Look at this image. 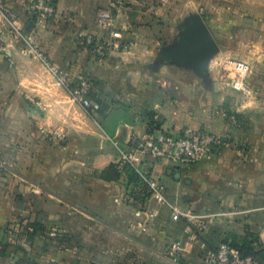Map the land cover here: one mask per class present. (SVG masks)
Instances as JSON below:
<instances>
[{"label":"crops","instance_id":"1","mask_svg":"<svg viewBox=\"0 0 264 264\" xmlns=\"http://www.w3.org/2000/svg\"><path fill=\"white\" fill-rule=\"evenodd\" d=\"M7 1L9 3L0 0V5L7 13L9 8L11 10V7H18L21 15L27 18L28 27L30 17L25 9L33 0ZM202 1L207 2L205 4L207 9L213 10L217 7L224 10L233 20H236L233 25L239 26L238 19L244 22L246 20L258 22L242 24L243 31L247 32L249 40L256 36L258 41L256 58L258 96L255 106L260 119L255 122L257 133L252 138L249 136L250 124L247 125L246 130L239 129L236 125L237 117L243 119L247 115L249 118V114L253 111L249 101L243 100L240 106L235 104L236 92L230 88L222 91L211 77L205 79L193 68L173 64L161 68L157 66L160 52L147 44L153 36L151 25H154V0H56L59 17L63 20L69 19L67 22L80 28L86 36L113 41L112 31L108 30V26L112 25L114 31L133 40L127 47L113 48L111 55L100 61L101 63H96V67H93L94 59L90 55L76 61L69 58L68 66L94 70L97 83L104 86L112 80L113 83L122 85L134 83L137 88L131 92L129 100L121 95L124 90L115 92L113 97L110 96L112 101H115L113 111L122 115L114 123L111 132L101 127L103 138L107 139L113 148L105 147L104 151L92 160L83 159L82 164L85 165L83 167L86 173L83 174L82 181L85 180V183L82 184L81 198L76 197L80 205L72 203L70 206L76 207L77 211L81 210L84 217L89 218L83 228L87 226L90 228L89 226L94 224L95 228H98L99 236L87 237L93 243L91 247L82 248V252H88L87 254L79 255L74 251L75 249L69 250L51 255V259L40 260L38 264H169L168 255L174 242L171 243L173 240H170L168 236L176 233V230L179 233L181 227L178 221L172 219L171 213L166 220L163 217L161 219L162 208H168L171 212L169 207L155 204L152 197H148L140 206L135 204L134 198L138 195V190L133 187L132 179L125 171L117 180H106L94 174L96 171L105 170L111 164H117L120 170H125L126 167L121 168L120 165L125 166L122 158L126 154L131 156L137 167L141 166L144 170L153 172L152 174L163 185L165 198L170 204L180 208L185 214H190V211L186 209L197 208V264H206L205 253L211 250L210 247L227 241L253 246L259 242L264 247V0H200V5H203ZM226 5H229V8H226ZM135 7H142L145 13L134 19ZM196 11L197 0H178L173 10L165 11L159 7L157 13L160 18L165 12L175 13L173 18L178 23L174 36L176 39L180 27L186 20L193 16H200L195 13ZM143 16H145L144 20ZM206 18H208L207 15L203 19L208 25ZM137 24H142L143 27L138 30ZM139 38H143L141 40L147 43H142ZM84 52L87 51H83V54ZM62 62L65 61L60 60V63ZM123 63L129 67L120 70ZM172 67L176 69V72L172 71L173 82L154 83L152 77L154 69H161L163 71L159 72L161 74L164 71L168 73ZM125 69L127 71L123 72ZM104 86L95 89V92L99 93L96 95L101 96L103 102L111 95ZM232 87L234 89V86ZM219 102L221 107L217 105ZM126 110L132 113L129 120L124 115ZM3 128L0 127L1 131ZM186 128H203L217 135H230L233 138L231 144L219 152L221 155H212L208 161H201L197 165L199 170L197 200L188 206L180 202L183 195L187 198L185 194L187 175L180 173L179 166L172 162L142 154L138 151L136 144L137 141L145 140L159 132L180 135ZM19 132L24 134L26 127H22ZM33 134L38 138L37 142L41 144L40 129L38 128ZM239 136L243 142L239 141ZM4 140L6 138L0 136V143H2L0 147L7 143ZM21 141L23 143L24 139ZM244 142L250 146L242 147ZM239 143H242L241 146ZM39 144L34 142L32 147L34 152H39L37 154L41 151ZM219 162L221 171H213L212 166L218 165ZM33 165L34 179L40 181L43 171L41 161L34 158ZM172 169L174 172L170 171ZM4 175L5 173L0 174V264H25L20 260V255L17 257L10 255L9 229L14 227L10 225L11 217L14 214L20 215L26 212L24 205L16 204L14 196H22L25 199L26 195L24 191L16 190L15 185L13 187L10 186L11 183L6 185L4 182L8 180L18 182L19 180L15 179L17 177L25 181L29 179L14 172L13 176ZM53 175L52 170L49 169V179H52ZM33 183L36 185L35 182ZM174 195L177 196L178 202L172 199ZM55 207L57 208L54 212L64 209L61 206L55 205ZM69 223L73 225V222ZM106 230L111 231L108 234ZM100 234H104L103 238ZM182 235H180L182 238L178 236L177 240L180 238L181 256L184 261L189 249L187 244L191 242ZM22 253L24 256V251ZM90 253L93 254L90 255Z\"/></svg>","mask_w":264,"mask_h":264},{"label":"rangeland","instance_id":"2","mask_svg":"<svg viewBox=\"0 0 264 264\" xmlns=\"http://www.w3.org/2000/svg\"><path fill=\"white\" fill-rule=\"evenodd\" d=\"M2 1L9 3L7 0ZM199 1L197 0V11L195 13L202 18L206 17V15L208 16L206 19L209 29L219 44V51L210 62L209 77L213 79V82L222 91L230 88V90L236 92L234 96L235 104L240 106L243 100L250 102V107L253 111L249 114V118L247 115L243 119L237 117L236 125H238L239 129L246 130L247 125L250 124L249 136L252 138L257 133V124L255 122L260 119L257 115L258 109L255 106L258 96L256 91L258 86L256 63L258 41L256 36L249 40L247 32L243 31L242 24H257L258 22L255 20H246L244 22L238 19L239 26L233 25L236 20H233L224 10H221V8L217 9V7L213 10L207 9L205 5L207 2L202 1L203 5H200ZM175 3L177 4L178 0H154V25H151L153 36L148 43L143 42V38H139V40L142 39V43L152 45L154 50L160 53L175 44L176 39H174V36L178 23L173 18L175 13L165 12L162 13L163 17L160 18L157 11L159 12V7L165 11L173 10ZM226 8H229V5H226ZM19 11L18 7H11L7 14L8 22L9 20L15 22V27H12L9 23L4 26L0 25V127H4L2 131L0 129V136L1 138H6L4 142H7L3 147H0V174L5 173L4 176L7 177L6 174L13 176L14 172L29 179V181H25L17 177L15 179L19 180L18 182H11L8 179V181L4 182L6 185L11 183L10 186L13 187L15 185L16 190L24 191L26 195L25 199L22 196H14L16 204L24 205L26 212L20 215L14 214L10 219V225H14V227L9 229V247L11 257L20 255V260L25 264H38L40 260L51 259V255L69 250L75 249L74 251L79 255L87 254L88 252H82V248L91 247L93 244L87 237L91 238L94 236L97 238L99 236L98 228H95L94 224H91L90 228L88 226L83 228L84 223L89 218L84 217L85 215L81 213V210L78 209L77 211L76 207L75 209L70 206L72 203L80 205V202L76 201V197L81 198L82 184L85 183V180L82 181V176L86 173L83 167L85 165L82 164L83 159L92 160L97 158L105 147L113 148L112 144L110 145L108 140L103 138L101 127L107 132H111L114 123L122 116L121 113H117L112 109L115 104V101H112L114 93L123 92L124 90L121 95L129 100L131 92L137 86L134 83L123 85L113 83L112 80L104 86L97 83L94 70L68 66L69 58L76 61L90 55L94 59L93 67H96V63H101L100 61L111 55L113 48L127 47L133 40L123 37V35L121 36L122 39L112 37L113 41H105L98 37L90 38L82 33L80 28L68 23L67 20L69 19L63 20L62 17H58L57 20L47 22L40 27L28 29V20ZM144 13L145 10H142V7H135L134 19ZM144 19L145 16H143ZM137 25L136 29L138 30L143 27L142 24ZM16 28L21 31L18 32ZM108 30L112 31V36L116 32L112 25L108 26ZM97 45H105L107 49L105 57L101 58L97 53ZM83 51L88 53L84 52L83 54ZM60 60L65 62L60 63ZM228 60L251 64L249 65V74L244 78L246 92L241 89H233L236 72L234 67L227 64ZM46 61L58 67L60 74L69 82L68 88L70 91L60 83L59 79L46 66ZM125 67L128 68L129 66L123 63L120 70ZM124 71H127V69ZM172 71L176 72V69L172 67L171 70H168V73L164 71L161 74H159V72H163L161 69H154V74H152L154 83L164 82L167 84L173 82ZM81 78L88 80V98L93 104L97 105V102L92 99L91 94H99L95 92V89L104 86L111 94L104 100L106 105L105 112H108L104 113L106 118L96 115L95 121L88 115L82 104L74 100L71 91L73 93L80 91L82 87L80 85ZM247 89L250 91L247 92ZM97 98L103 101L101 96H97ZM217 105L219 107L222 106L220 102ZM124 115L129 120L132 113L130 110H126ZM106 119L109 120L105 121ZM24 126L26 127V132L23 134L19 130ZM38 128L41 132V144L37 142L38 138L34 137L33 134L34 131L37 132ZM57 133L61 134V136L59 137ZM221 136L226 138L224 149L231 144L233 138L230 135ZM240 138L241 136H239ZM22 139H24L23 143ZM34 142L40 145V154H37L39 152H34V149H32ZM241 144L239 143V146ZM243 146L247 147L250 145L244 142ZM223 149L219 152H222ZM219 152L210 156L221 155ZM35 153L36 155L34 156ZM210 156L203 161H208ZM34 158L39 159L42 164L43 171L40 181L34 179ZM197 165L199 163L179 166L180 173L187 175L185 181L187 198L184 197L185 195L180 198V202L186 206L197 200V172H199ZM3 166L8 169L3 168ZM125 167L126 173L129 174L130 178L133 177V187H136L137 190L141 189L140 192L146 191V194H148V188L146 187L145 190L139 184V175L135 168L129 164ZM138 168L143 170L141 166ZM49 169L54 174L52 179L48 177ZM174 169L170 171L174 172ZM212 170L215 172L221 171V163L213 165ZM150 173L153 172L151 171ZM94 174L98 176L99 172L96 171ZM134 193L136 192L134 191ZM143 198L137 195L134 198L135 204L140 206L144 200ZM152 199L156 202L155 204L162 205L156 198ZM172 199L178 202L176 195ZM55 205L64 209H58V212H54L57 208ZM186 210L190 211V216L193 218L189 216L181 218L178 221L181 226L179 233L176 230V233L170 234L168 238L173 240L171 243L180 242L181 246L179 239L182 238L180 235L183 234L182 236L191 242L187 244L189 249L183 264H197V208L195 210ZM170 213L168 208H162L161 219L163 217L166 220ZM82 220L85 221L82 222ZM69 222H73V225H69L71 224ZM110 231L106 230L105 232L109 234ZM103 236L104 234L101 235L102 238ZM178 236L180 238L177 240ZM239 245L248 247L244 243ZM152 246L160 249L156 245ZM218 246L210 248L214 249ZM22 251L25 253L24 256ZM245 251L247 250L245 249ZM92 254L90 253V255Z\"/></svg>","mask_w":264,"mask_h":264},{"label":"built area","instance_id":"3","mask_svg":"<svg viewBox=\"0 0 264 264\" xmlns=\"http://www.w3.org/2000/svg\"><path fill=\"white\" fill-rule=\"evenodd\" d=\"M25 12L30 17V23H33L35 27H40L47 22L55 21L59 17L57 6H55L53 0H33L27 5ZM7 14L5 8L0 5V25L4 26L9 23L12 27H15V22L13 23V21L10 20L8 22ZM16 30L18 32L21 31L17 28ZM19 34L22 36L21 33ZM113 36L116 39H122L118 32H115ZM96 51L101 58L105 57L107 54L105 45H97ZM45 64L51 72L54 73L56 78L59 79L60 83L69 90V82L60 74L59 69L47 61ZM227 64L234 67L236 72V80L233 83L234 88L246 91L244 87V78L249 74V64L232 60H228ZM80 85L82 86L80 91L75 93L71 91L74 100L82 104L86 111L92 107L98 108V105L93 104L88 98V80L86 78H81ZM57 135H59V137L61 136V134L58 133ZM225 139L224 136L217 135L203 128H186L178 136L167 132H159L145 140L137 141L136 144L138 151L144 155L153 156L155 159L167 160L177 166H188L196 163L198 164L211 154L221 151L226 145ZM122 161L123 165L125 162V166L129 164L135 168L143 184L148 188L152 198H156L160 204L169 207L174 221H179L184 216L193 218L190 214H185L180 208L167 201L164 195L163 185L156 176L150 173V170H140L134 164V160L131 156L127 154L123 156ZM120 166L121 168L125 167L122 165ZM181 250L180 242H174L171 245L168 255L169 264H183ZM204 260L206 264H264V262L252 256L243 254L240 248L234 246L231 241L224 242L218 247L206 251Z\"/></svg>","mask_w":264,"mask_h":264},{"label":"water","instance_id":"4","mask_svg":"<svg viewBox=\"0 0 264 264\" xmlns=\"http://www.w3.org/2000/svg\"><path fill=\"white\" fill-rule=\"evenodd\" d=\"M31 27L33 23L27 28ZM218 51L219 44L205 20L200 16H193L180 27L175 44L161 51L157 66H187L195 69L199 76L208 79L209 62Z\"/></svg>","mask_w":264,"mask_h":264},{"label":"trees","instance_id":"5","mask_svg":"<svg viewBox=\"0 0 264 264\" xmlns=\"http://www.w3.org/2000/svg\"><path fill=\"white\" fill-rule=\"evenodd\" d=\"M53 3L55 4V6L57 5L56 0H53ZM91 96H92V99L97 102L98 108L92 107V108L88 109L87 110L88 115L91 118H93L94 120H95L96 115H100L103 118H106V116L104 114L105 113L106 105H104V102L101 99L97 98V95L96 94H91ZM124 171L126 172V169L125 170H120L119 169V165H117V164H111L105 170L99 172V176L101 178H103V179H106V180H117V179H119L121 177V173L124 172ZM132 178L133 177H131V179ZM132 182H134V181L131 180V183ZM138 182L146 190V186L143 184L142 180L139 177H138ZM140 191H141V189L138 190V195L144 197L143 198L144 200L141 203V205H142V204L145 203V201L147 200V198L150 197V192H148V194H146V191L145 192L144 191L143 192H140ZM231 243L234 246L240 248V250L243 252V254H245L247 256H252V257H254L257 260H259L261 262H264V247H263V245L259 244V242L256 245H254V246L253 245H248V247L240 246L235 241H232ZM245 249L247 251H245Z\"/></svg>","mask_w":264,"mask_h":264}]
</instances>
